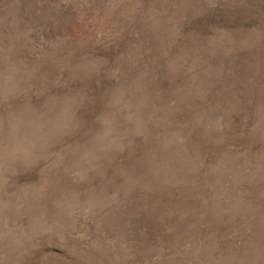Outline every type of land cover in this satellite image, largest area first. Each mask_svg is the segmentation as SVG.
<instances>
[{
	"label": "rangeland",
	"instance_id": "374dc122",
	"mask_svg": "<svg viewBox=\"0 0 264 264\" xmlns=\"http://www.w3.org/2000/svg\"><path fill=\"white\" fill-rule=\"evenodd\" d=\"M0 264H264V0H0Z\"/></svg>",
	"mask_w": 264,
	"mask_h": 264
}]
</instances>
